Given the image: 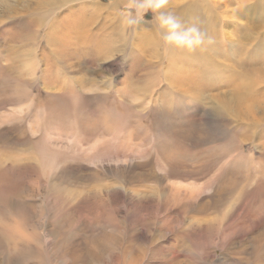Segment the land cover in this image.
Instances as JSON below:
<instances>
[{"label":"rangeland","instance_id":"374dc122","mask_svg":"<svg viewBox=\"0 0 264 264\" xmlns=\"http://www.w3.org/2000/svg\"><path fill=\"white\" fill-rule=\"evenodd\" d=\"M32 1L0 0V264H264V116L217 101L245 79L264 108V82L223 56L212 68L233 84L181 79L151 10L140 28L102 10L119 31L98 49L63 8L61 30L37 26ZM168 10L234 53L245 35L244 70L264 67V0Z\"/></svg>","mask_w":264,"mask_h":264},{"label":"bare ground","instance_id":"6f19581e","mask_svg":"<svg viewBox=\"0 0 264 264\" xmlns=\"http://www.w3.org/2000/svg\"><path fill=\"white\" fill-rule=\"evenodd\" d=\"M253 1H255L256 4H258V2H259V0L258 1L253 0ZM243 2L246 3V0H243ZM136 3H137V0H109L107 3H104L102 0H100L99 2H93V0H33L32 1L33 8H31L29 6V8L26 10V13H30V16L32 15V16L37 17V18H35V20L39 23L37 26H43L47 20L51 19L53 26H54L53 29L56 31L58 29V31H59V30H61V24H60L61 21L60 20L65 17L64 13L61 12L62 8L65 9V12H68V13L72 12L71 15H74L75 19L72 20L68 32L73 33V31H78V30L89 32V34H92V36L89 39H87V37H86V41H88V44L96 45L98 49H101V48L103 49L104 47L107 48L109 46V44L112 43V42L110 43L111 39L105 40V39L97 37V36L98 35L101 36L100 33L104 32L108 28H110V29L115 28L114 31L117 33V31H119V27H117L118 25L115 26L114 25L115 23L113 24V23H111V21L108 22L107 19L103 20L101 18V15H102L101 11L104 9H107V8L116 9V7L119 6V7H121V11H123L122 9H127L130 13L134 14L135 12L133 13L132 10L135 9L134 5ZM74 5H77L78 8L75 9ZM250 5H252V4H250ZM189 7H193V9H191L192 11H190V12H192L194 14L198 13L196 5H192ZM117 10H118V8H117ZM184 10H185L184 8H181L179 10L177 9L176 12L178 14L179 13L183 14L184 12H187V10L186 11H184ZM213 11H215V10H213ZM199 16L200 15L198 14L195 17V19H199ZM68 17H70V16H68ZM142 18H144V20H146V21L152 22V20L150 18L148 19L147 17H145V15H143ZM221 18L223 19V17H221ZM184 19H185V16H184ZM98 20H100V21L98 22ZM227 21H229V20L227 19ZM101 22H103L102 26L100 25ZM153 23L156 24L155 21ZM96 26L98 27V31L95 28ZM197 26L201 29V31L205 32L207 35L209 34V37H211L214 42L211 45H207L206 47H204L202 49L198 48L194 51L177 50V49L169 48L171 51V62H170V64L172 63V68H174L175 65L179 61H185V63L188 64L186 69L180 70V76L182 74H184L182 77H180L181 79L188 80L189 78H195L198 76H200V77H209L210 76V78H212L210 80L212 86H214L217 90H219L224 85L233 84V78H231L232 75H234V74L241 75L243 73V71H246L248 74L253 75L255 77V79L259 78V79H256V82H264V67H261L260 69H252L250 71L244 70L246 65H247L246 60H247V55H248V49L246 48V46H244V42L246 40L245 35L241 34V36L243 37V38L242 37L241 38L245 39V40H244L243 44L240 45L239 49L238 48L236 49V53H234L233 48L227 47L228 44H231L232 42H230L226 38H219L216 36L217 35L216 33L220 30L217 29V27L214 24H210V23L206 24V25L205 24L204 25L197 24ZM208 26H209V28L207 29L206 27H208ZM136 27H139L138 24L133 26L132 28H136ZM95 31H97V32L95 33ZM245 34H247V32H245ZM77 35H75V36L78 37ZM79 38H78V40H79ZM75 39L77 40V38H75ZM79 41H81V40H79ZM78 43L80 44V42H78ZM166 48H168V47H166ZM110 49L111 48H109V50ZM207 50H209V51H207ZM220 51H222V52H220ZM98 52H99V50H98ZM239 54L243 55L244 60H243V58H240V57L238 59L235 58V56H237ZM222 56L224 57L223 58L224 60H228L229 62L231 60L234 64H236L235 67H240L242 70L235 73L233 71V69L228 68L227 71L231 72V76H229L226 79H221L219 77V75L217 74L220 70L212 68L215 66L216 63H211V62L220 61ZM169 57H170V55H169ZM172 57L174 59H172ZM204 60L205 61L207 60L210 62L209 65L211 66L212 70H210L209 72H206V71L203 72L202 71L203 67L205 66V63H203ZM217 67H219V65ZM176 69H177V67H176ZM177 80H179V79H177ZM249 81H251V80L241 79L238 82H234L235 87L233 88V90H231L230 92H226V93L224 92L223 95H219V98L217 97V101L220 102L219 105L222 109V111H221L222 113H226V112L227 113H233V112H235L237 114L240 112V113H246V115L247 114L256 115V113L260 110L262 112V115L264 116V108L259 106L258 108L256 107V109H255V107L252 106L253 104L254 105L259 104V102H257V101L261 102V100L259 98L260 94L255 92L254 84L249 82ZM183 83H185V82H183ZM185 87H187V86H185ZM213 106H215V105H213ZM217 107H218V105H217ZM262 120H264V118H262ZM259 121H261V119H259ZM257 122H258V119H257Z\"/></svg>","mask_w":264,"mask_h":264},{"label":"clouds","instance_id":"9594fccd","mask_svg":"<svg viewBox=\"0 0 264 264\" xmlns=\"http://www.w3.org/2000/svg\"><path fill=\"white\" fill-rule=\"evenodd\" d=\"M135 13L124 17V23L133 27L149 10L160 30L164 45L171 49L194 51L211 45L214 41L196 24H188L169 9V0H137Z\"/></svg>","mask_w":264,"mask_h":264}]
</instances>
